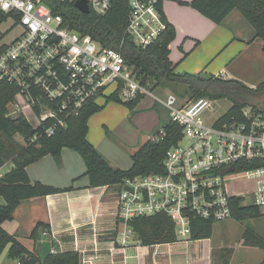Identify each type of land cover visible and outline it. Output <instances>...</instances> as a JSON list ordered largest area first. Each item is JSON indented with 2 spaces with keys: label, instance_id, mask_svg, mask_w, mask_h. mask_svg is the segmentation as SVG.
Masks as SVG:
<instances>
[{
  "label": "built area",
  "instance_id": "obj_1",
  "mask_svg": "<svg viewBox=\"0 0 264 264\" xmlns=\"http://www.w3.org/2000/svg\"><path fill=\"white\" fill-rule=\"evenodd\" d=\"M57 1L75 4L77 0ZM158 1L128 0L124 35L136 47L153 44L166 28ZM85 2L96 16L105 15L111 5V0ZM0 11L21 28L11 42L0 44V83L17 88L7 115H23L34 127L52 120L45 130L51 135L57 125L64 126L66 119L96 103L113 85L121 101L150 94L167 109L168 120L181 128L180 140L166 152L163 172L125 177L116 186L121 246H128L133 236L128 225L133 218L163 213L173 220L180 239L190 237L193 218L214 222L230 218V199L239 196L228 195L225 178L235 174L256 177V188L241 197L264 213V165L244 168L264 160L263 107L246 106L241 119L234 115L224 119L225 113L216 117L211 113L217 98L180 103L172 93L158 97L140 84L120 49L102 46L70 28L48 0H0ZM160 135L150 139L158 140ZM41 236L48 233L42 231Z\"/></svg>",
  "mask_w": 264,
  "mask_h": 264
},
{
  "label": "trees",
  "instance_id": "obj_2",
  "mask_svg": "<svg viewBox=\"0 0 264 264\" xmlns=\"http://www.w3.org/2000/svg\"><path fill=\"white\" fill-rule=\"evenodd\" d=\"M48 2L52 11L60 13L70 28L90 35L102 46L120 49L125 63L134 68L140 84L151 90L161 87L175 90L181 87L194 98L227 97L232 104L225 112L224 119L232 115L241 119V110L246 106L262 107L264 99L258 97L264 94V82L250 88L235 79L175 70V65L169 59L168 47L175 37V29L164 16L163 0L158 1V9L165 20L166 28L156 41L145 49L136 47L132 40L124 35L129 12L128 0H111L110 8L103 16H96L92 12L83 14L73 3L57 0ZM179 3L193 8L216 24H220L234 9L238 10L253 28L252 39L261 41L264 52V0H191ZM6 17L0 11V23ZM16 91L17 88L13 84L0 83V165L6 161L12 164L11 169L0 177V196L4 200V204L0 205V255L8 246L7 258L20 264H79L80 256L77 251L51 252L44 261H41L37 241L42 239V231H46L47 238L50 239L49 225L46 223L38 221L33 227L29 235L34 245L32 249H28L15 235L3 229L2 224L13 219V212L22 201L72 189L31 181L26 167L45 155H50L59 162L61 150L69 148L76 151L84 161L88 187H116L125 177L163 172L166 152L180 140L181 128L169 120L166 121L161 128L163 134L160 135L159 130L154 135H160L158 140H146L131 154V166L127 170L113 168L87 140L88 119L91 114L100 110L101 106L96 103L87 104L77 116L66 119L64 126L57 125L54 132L47 135L45 130L52 126V120L34 127L23 115H7V105L14 98ZM141 96L122 102L118 97V90H115L107 95L106 100L122 102L132 109ZM252 98H255V103H250ZM262 165L264 160H259L244 168ZM243 201L244 198L241 196L230 199L233 219L242 221L264 214L258 206ZM213 222L193 218L190 238H209ZM128 225L142 245L149 246L176 240L174 222L163 213L133 218L128 221ZM243 239L247 244L264 251V238L245 230ZM260 264H264V255Z\"/></svg>",
  "mask_w": 264,
  "mask_h": 264
},
{
  "label": "crops",
  "instance_id": "obj_3",
  "mask_svg": "<svg viewBox=\"0 0 264 264\" xmlns=\"http://www.w3.org/2000/svg\"><path fill=\"white\" fill-rule=\"evenodd\" d=\"M179 1L191 0L162 2L164 16L175 29V37L168 47L169 59L177 72L179 62L186 58L187 53L193 54L202 47V52L198 54L201 58L195 57L197 66L195 63L191 68H183L185 71L210 74L222 79H235L250 88L264 82L262 43L259 39H252L253 28L238 10L234 9L220 24H216L193 8L180 4ZM12 40L13 38L6 43ZM172 46L180 61H176L177 54L170 56ZM209 60L212 63L206 69L200 70ZM208 70L209 73L205 72ZM106 97L107 94L103 97L105 105ZM96 104L100 105V102L97 101ZM148 105L150 107L151 103ZM118 111L122 115L120 108ZM141 115L135 114L132 118L137 121ZM104 123L105 128L110 131L112 127L108 120L105 119ZM89 126L90 117L87 140L95 145L90 138ZM148 139L150 137L145 135L141 140L136 138V146L130 151V165L127 168H120L118 164L106 160L101 154L113 168L127 170L131 166V154ZM44 158L46 156L27 166L26 171L30 180L57 188L72 189L24 200L13 212V219L10 221L13 222V227L5 225V222L2 224L7 233L15 235L22 242L21 229L26 221L27 231L24 232V237L28 239V245L22 243L28 249L34 246L29 235L35 224L41 221L48 224L50 230V239L45 237L41 240L51 241L52 252L77 251L80 256L79 264H260L263 258L264 251L247 244L244 239L236 251H227L225 248L206 246L205 241L209 238H176L174 242L147 246L140 244L133 233L129 245L121 246L117 242V237L123 229V224L116 216L114 186L88 187L83 161L69 148L61 150L60 161L57 164L53 158L55 163L47 159L46 163H39L44 162L42 161ZM4 167L7 169L2 172L1 169ZM11 167L10 161L1 164L0 177ZM77 173H81L80 179H76ZM1 203L0 201V205L4 204ZM245 230L246 228L243 229V233Z\"/></svg>",
  "mask_w": 264,
  "mask_h": 264
},
{
  "label": "rangeland",
  "instance_id": "obj_4",
  "mask_svg": "<svg viewBox=\"0 0 264 264\" xmlns=\"http://www.w3.org/2000/svg\"><path fill=\"white\" fill-rule=\"evenodd\" d=\"M14 22L15 21L12 18L6 17L5 20L0 23V44L6 43L10 39L16 37L21 31L20 26ZM246 25L248 24L246 23ZM174 44L175 42L172 43V45ZM201 48L202 47L196 50L193 54L187 53L186 58L182 62H179L177 70L179 72L190 73V71H185L183 68H191L195 63L197 66L195 57L197 56L201 58V56H198L199 52H202ZM175 54L177 53L175 51V48L172 46V52L170 53V56L172 57ZM178 56L179 55L177 54L176 61L179 58ZM178 61H180V59ZM211 63L212 61L209 60L205 65H202V68L200 70L206 69ZM205 72L209 73V70ZM113 89V85L108 87L106 94L109 95L113 91ZM148 90L158 97H164L167 93L175 94L180 103H185L186 101L194 98V96H191L181 87L175 90L163 87L154 90L148 88ZM104 96H100L97 100L100 102L99 106H103L104 104L102 109L94 112L90 116V138H92L93 142L95 143V145H93L94 148L98 151V153H100L102 157L104 155L106 160L118 164L120 168H127L130 165V151L136 146V138H138V140H141L142 136L144 135L146 137L154 136L156 132L162 128L164 123L168 121V111L150 94L142 95V98L140 99L141 101H138V103L132 109L127 108L122 103L123 101L118 102L115 100H107V104L105 105V98H103ZM258 99L263 100L264 94L258 97ZM149 103H151L150 107L148 105ZM250 103H255V98H252L250 100ZM231 104L232 103L230 99H228L227 97L217 98L215 108L211 113L214 115V117L221 115L226 112ZM145 105L147 107H143ZM118 108H120V110L122 111V115H120ZM139 113H141L142 115L137 119V121H134L132 117L135 114ZM105 119L108 120L109 124L112 127L110 131L104 126ZM140 125L142 127H140ZM74 152L83 161L82 157L76 151ZM45 156L46 158L42 160L44 162L39 163H46L47 160L51 161L52 163H59L50 155ZM52 158L55 160V162ZM82 165L84 168V161L82 162ZM6 169L7 168L4 167L1 169V171L4 172ZM80 175L81 173H77L76 176H78V178L76 179H80L82 177ZM225 183V189L228 195L247 196L256 188V177L248 178L235 174L226 177ZM113 191L115 193L117 191V188L114 187ZM0 201L2 202L1 204L4 203V200L1 196ZM5 225H11L13 227L14 224L13 222L11 223L10 221H6ZM22 227V242L25 245H28V239L24 237V232L27 231L26 221L23 223ZM244 228H246V230L250 231L252 234H257L258 236L264 238V214L257 218L245 219L242 221H237L230 217L222 221L213 222L211 235L209 239L205 241L206 246L208 245L215 248H225L227 251H236V249L240 247L243 242ZM41 238L44 239L45 237ZM7 249L8 246L0 255V261L3 264H17L16 261H12L10 259L8 260L6 256Z\"/></svg>",
  "mask_w": 264,
  "mask_h": 264
},
{
  "label": "water",
  "instance_id": "obj_5",
  "mask_svg": "<svg viewBox=\"0 0 264 264\" xmlns=\"http://www.w3.org/2000/svg\"><path fill=\"white\" fill-rule=\"evenodd\" d=\"M75 7L77 10H79L83 14L89 13L87 4L85 0H77L75 2ZM262 107L264 108V101L262 102ZM37 246H38V254L41 259V261H44L49 253H51L52 249V244L51 241L49 240H38L37 241Z\"/></svg>",
  "mask_w": 264,
  "mask_h": 264
}]
</instances>
